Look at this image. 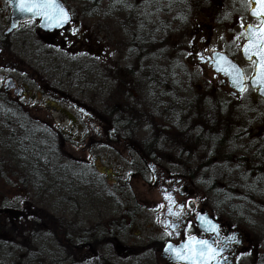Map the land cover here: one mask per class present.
Listing matches in <instances>:
<instances>
[{
    "label": "flooded vegetation",
    "instance_id": "1",
    "mask_svg": "<svg viewBox=\"0 0 264 264\" xmlns=\"http://www.w3.org/2000/svg\"><path fill=\"white\" fill-rule=\"evenodd\" d=\"M61 2L69 13L63 26L43 31L41 19L32 18L9 30V2L0 0V72H7L0 79V98L39 122L44 105L47 117L53 109L71 122L77 111L86 117L99 146L105 147L112 134L123 140L128 150L118 152V163L130 168L124 176L106 165L98 169L100 201L110 208L100 215L93 241L68 245L64 264H186L177 260L180 254L194 264H264V211L250 214L242 207L250 199L263 205L260 178L250 169L249 156L234 151L244 145L231 143L233 132L239 141L251 130L231 121L233 112L228 111L251 88V75L241 67L245 86L235 90L212 55L221 51L234 60L233 43H226L224 51L209 50L197 38L191 44L182 28L188 20L185 11L171 13L167 0H135L130 22L121 17L114 22L130 26L122 34L130 42L121 40L112 48L103 6L95 17L87 15L83 2ZM231 4L250 18L248 0ZM209 18H216L215 13ZM94 44L99 45L96 51ZM107 45L116 53L114 59ZM182 50L191 52L188 63L180 57ZM8 78L15 86L4 90ZM107 82L118 88L109 96L104 92ZM191 85L195 96L185 88ZM80 86L91 93L88 105L72 101ZM218 106L226 111L218 113ZM124 119L131 120V127H118ZM82 164L93 163L87 159ZM7 210L14 218L24 215ZM9 221L13 223L12 217ZM5 236L0 234V241Z\"/></svg>",
    "mask_w": 264,
    "mask_h": 264
},
{
    "label": "rangeland",
    "instance_id": "2",
    "mask_svg": "<svg viewBox=\"0 0 264 264\" xmlns=\"http://www.w3.org/2000/svg\"><path fill=\"white\" fill-rule=\"evenodd\" d=\"M67 1L77 3L75 0ZM231 1L232 0L200 1L199 6L203 4L205 7L199 9V6H197L194 9L195 13L192 12L189 17H186L188 20L182 25V28L186 31V36L192 39L190 41L191 44L197 38L199 40L198 44L202 45L204 43L205 47L209 48V50L224 51L229 48L226 46V43H233L234 47H236V50L231 49L234 53V60L240 67L247 71L248 75H251L253 63L247 62L241 57L239 48L245 39L243 30L244 25L246 23L256 24V22L247 16H243V13L237 10L236 6L231 4ZM76 5L77 4L72 5L74 9H77ZM211 12L215 13L216 18H209ZM122 24L115 25L113 22L107 24L109 27L106 34L110 35H107L106 39L113 42L112 45L108 44L111 45L112 48L116 47L115 45L123 40V42L127 44L130 42V40H126V37L122 35L124 31H127L120 26ZM195 24L197 27H195ZM92 26V24H89V27ZM84 31L85 30H83V32ZM204 34L205 36L207 35V39H205ZM200 35L202 36L200 37ZM173 41L174 36L169 45V52L174 50L172 45ZM108 45L106 46L107 53L114 59L116 53H113L111 46L108 48ZM185 47L188 48L187 46ZM91 48L93 51H96L99 45L94 44ZM179 53L181 54L180 57L184 56V61L188 63L191 55L190 50H187L185 54L183 50ZM185 62L182 61L183 64ZM6 73L7 72H0V79L2 75ZM10 73L13 76L17 75L15 72ZM112 84L114 85V82H112ZM105 85L104 92L106 96H109L114 90L118 89L116 86L109 85V82ZM185 88L189 91L188 95H195L194 85ZM86 90H88V88L82 86L75 88L72 94V101L80 105H88L89 102L87 99L90 98L91 93L88 94ZM89 90H93V88ZM144 96L145 94L143 97ZM237 99L240 102V114L234 116L233 121L243 123L244 126H247V128L251 130L249 134H259L257 132L259 129L262 134V131H264V103L259 100L251 88H247L243 91L236 97V100ZM122 105H124V103H122ZM144 109H146L145 105ZM49 111L50 117H47L46 113L48 109L47 106L44 105L41 122L49 125L56 124V129L63 131L62 139L64 145L61 148L65 160L61 163L68 167V171H62V181H69L73 184L74 189L71 191L78 188V183L86 184L85 186L81 185L83 188L80 187L77 193L78 195H75L77 191H74L75 199L69 200L68 203H62L59 201L57 195L49 196L44 191L38 192L34 190L31 185L29 186V183L25 185L27 181L21 180V177L17 175L11 174L10 177H1L0 221L4 222L2 218H5L6 221H8V227L13 226L14 234L17 233L16 235L18 237H10L12 234L6 233L5 238H3V240L1 239L0 264L1 262H3V264H16L18 262L24 264H64L68 257V245L72 242L77 243L83 240L89 242L93 241L94 238L91 234L97 231L101 218L100 215L105 209L110 208L109 205H104L100 201L98 169L106 165V168L112 171V173L123 176L128 175L130 171L129 166H120L118 163V152L122 153L127 149L125 148L123 140H114V135L112 134L110 135L111 137H107L105 147H101L98 145L97 138L93 135V130L89 126L86 117L74 111L76 119L74 122H71V120L62 119L53 109ZM94 123L95 126H97L98 122L94 121ZM236 127H240V124ZM142 129L144 128H141V130ZM142 133H145V129ZM125 135L127 136V134ZM71 138H73V140H71ZM110 138L112 140H109ZM100 157L104 158L103 162L98 159ZM87 159L91 160L96 167L93 164L84 167L82 162ZM81 167H84L83 171L85 172L84 175L81 173L83 179L79 177L80 173H78L82 169ZM13 168L18 172V168L15 166H13ZM67 173L69 176L66 175ZM198 186L204 187L205 185ZM75 187L77 188L75 189ZM142 187L143 186L139 184V191H143ZM35 208H41L49 214L55 215L54 218L51 216L48 221L43 223L38 221L40 223L39 225H41L40 229H37L32 223L34 218L38 215ZM7 209L21 210L24 215L14 218L13 215L15 214L9 212ZM9 217H12L13 223L9 221ZM63 221L70 223L71 226L69 228H67V226L66 228L61 226L60 222L63 223ZM50 226H57L60 238H56L48 231V227Z\"/></svg>",
    "mask_w": 264,
    "mask_h": 264
},
{
    "label": "trees",
    "instance_id": "3",
    "mask_svg": "<svg viewBox=\"0 0 264 264\" xmlns=\"http://www.w3.org/2000/svg\"><path fill=\"white\" fill-rule=\"evenodd\" d=\"M75 1L83 2L82 6L88 11V16L97 17L99 9L103 6L102 9L105 10L106 21L109 24L112 22L115 24L117 20H119V17H121L122 20L130 22L131 17L134 14L133 2L135 0ZM200 1L203 2V0H167L171 8V13H176L177 10L181 8V10L185 11V17H189L192 12L195 13L194 9L199 6ZM203 7L205 6L201 4L199 9ZM243 10H246V8L244 7ZM123 24L124 29H126L127 32H130V27H128L126 23ZM239 110L238 102L233 103L232 106L229 107L228 111L233 112L231 121H233L234 116L240 114ZM221 111L226 110L223 108L221 109L220 106H218L217 112L219 113ZM130 122V119H124L122 124L118 127L123 129L129 128L131 127ZM116 124H118L117 121L113 120L111 126L115 128L117 127ZM236 126L237 125H233L232 128H235ZM244 134L245 132H242L240 135L244 136ZM62 135L63 133L53 125L44 124L43 122L25 117L23 112L14 102L0 98V178L10 177L11 174L17 175L21 177V180L27 181L25 185H28L29 183V186L31 185L34 190L38 192L44 191L49 196L57 195L59 201L62 203H68L69 200L75 199V195H78L77 193L81 185L85 186L86 183H78V188L75 187V189H77L74 190L77 192L74 195V191H71L74 189L73 184L69 181H62V171H68V167L61 163L65 160L61 148L64 145ZM122 136L127 137L124 133ZM231 136L234 138V140L231 141L232 144L244 145L241 147L242 149L235 148L234 151L239 155L249 156L250 169L255 171L259 176V183H261L259 185L260 190L264 194V131H262V134L259 132V134L254 133L253 135L250 134V136L246 135L243 140L239 141L235 139L238 137L236 132H233ZM13 166L18 168V172L15 171ZM81 168L82 169L78 172L80 173L79 177L82 176L81 173H83V175L85 173L83 171L84 167ZM66 175L69 176L68 173ZM81 179H83V177H81ZM261 200L264 201V195ZM242 202L244 203L243 200ZM258 202L259 200L257 199H250L248 204L243 205L242 207H248L247 212L250 214H252V212H257L259 209L264 211V206L259 205ZM35 211L38 214L36 216L38 220L34 218L32 223L37 229H40L41 226L38 221L43 223L48 221L51 216L52 218L55 216L41 208H35ZM3 220L7 227H1L3 223L0 221V234L11 233L12 235L10 237H18L16 235L17 233L14 234L13 226L8 227V221H6L5 218H3ZM60 225L65 228L66 226L67 228L71 226L70 223H66L65 221H63V223L60 222ZM48 231L56 238H60L57 226L48 227Z\"/></svg>",
    "mask_w": 264,
    "mask_h": 264
},
{
    "label": "water",
    "instance_id": "4",
    "mask_svg": "<svg viewBox=\"0 0 264 264\" xmlns=\"http://www.w3.org/2000/svg\"><path fill=\"white\" fill-rule=\"evenodd\" d=\"M248 1V15L251 18L259 20L260 25H254L252 23H247L244 25L243 30L245 34V40L240 46V55L244 60L252 61L254 63L252 76L249 77L248 84L255 90L256 95L264 100V65H262L260 62V53L258 48L261 38L264 37V4L261 3V0ZM8 2V6L11 11V23L9 30L16 27L18 22L32 18L41 19L39 27L42 28L43 31L61 27L69 21V13L61 0H55V5H58L59 8L53 7L52 9L45 10L46 14L42 15H33L31 12L27 11L21 12L20 4L22 0H8ZM60 9L63 11L61 12ZM249 35L252 37L251 43L249 40ZM245 46L249 47V53L247 55L244 52ZM212 55L217 64V68L225 72L228 76L230 85L237 91L243 90L242 88L245 86V77L240 65L232 58H229V56H227L224 52L215 51ZM249 56H251V59ZM14 86V80L12 78H8L4 82L3 88L4 90H8ZM18 92L19 90L16 88L15 93ZM177 260L185 262L186 264H194L188 260L186 254H180L177 257Z\"/></svg>",
    "mask_w": 264,
    "mask_h": 264
},
{
    "label": "snow or ice",
    "instance_id": "5",
    "mask_svg": "<svg viewBox=\"0 0 264 264\" xmlns=\"http://www.w3.org/2000/svg\"><path fill=\"white\" fill-rule=\"evenodd\" d=\"M261 3L264 4V0H261ZM53 7L59 8L58 5H55V0H22L20 4V11L21 12H26V11L31 12L33 15H42V14H46L45 10L52 9ZM60 11L62 12L63 10L60 9ZM249 40L251 43L252 41L251 35H249ZM258 48H259V53H260V62L262 65H264V37L261 38ZM244 52L246 55L249 53L248 46H245ZM249 58L251 59V56H249ZM198 243L205 244L206 241H200ZM171 247L172 246L169 245V248Z\"/></svg>",
    "mask_w": 264,
    "mask_h": 264
}]
</instances>
